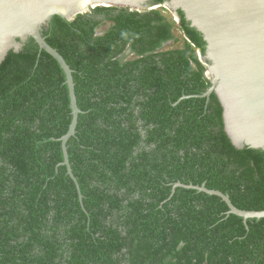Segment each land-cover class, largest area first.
Returning a JSON list of instances; mask_svg holds the SVG:
<instances>
[{"label":"trees","instance_id":"1","mask_svg":"<svg viewBox=\"0 0 264 264\" xmlns=\"http://www.w3.org/2000/svg\"><path fill=\"white\" fill-rule=\"evenodd\" d=\"M168 12L99 6L42 30L72 70L80 114L66 148L81 200L61 165L62 69L30 37L0 64V264H264V218L244 223L185 187L264 211V151L232 144L205 96L207 43Z\"/></svg>","mask_w":264,"mask_h":264},{"label":"water","instance_id":"2","mask_svg":"<svg viewBox=\"0 0 264 264\" xmlns=\"http://www.w3.org/2000/svg\"><path fill=\"white\" fill-rule=\"evenodd\" d=\"M127 8L149 11L165 7L182 10L185 19L202 33L207 43L205 67L212 78L205 93L216 94L223 108L224 129L239 150L247 147L264 151V0H167L162 5L148 0H0V64L10 51L18 52L17 39L32 38L59 64L65 76L70 100L71 122L59 141L67 174L74 181L66 143L75 135L78 115L72 70L63 57L49 46L42 30L54 16L72 21L95 7ZM201 58L202 55L198 51ZM204 58H202V61ZM177 186H182L177 184ZM219 197L228 207L227 215L248 219L264 218V211H242L232 205L228 195L200 186H185Z\"/></svg>","mask_w":264,"mask_h":264},{"label":"flooded vegetation","instance_id":"3","mask_svg":"<svg viewBox=\"0 0 264 264\" xmlns=\"http://www.w3.org/2000/svg\"><path fill=\"white\" fill-rule=\"evenodd\" d=\"M170 13H172V15L171 16H173L174 17V13L177 15V10H175V12H173V11H171L170 10ZM123 58H124V62L125 61H130V60H134V59H136V57L133 55V54H131L130 53V51L129 50H126L125 51V53L123 54ZM202 58H204V60H203V62H205L206 64H210V62H209V60L207 59V57H206V55L205 56H202ZM202 62V63H203ZM205 63H203L204 65H205ZM205 77H206V79L207 80H209L210 81V83H211V81H212V78L211 77H209L208 75H205ZM211 87V86H210ZM122 254V256H121V259H120V261H116L115 260V262H116V264H127V262L126 261H124V258H123V253H121ZM150 261H151V264H152V257L150 258ZM92 263H93V261H92ZM101 264H108L106 261H104V262H100Z\"/></svg>","mask_w":264,"mask_h":264},{"label":"clouds","instance_id":"4","mask_svg":"<svg viewBox=\"0 0 264 264\" xmlns=\"http://www.w3.org/2000/svg\"><path fill=\"white\" fill-rule=\"evenodd\" d=\"M175 19L177 20V22H178V17H177V15L174 13V17H173V20L175 21ZM176 22V21H175ZM197 57H198V59H199V61L200 62H203L202 61V58H201V56H200V54H199V52L197 51ZM203 64V63H202ZM204 65V64H203ZM205 66V65H204ZM205 75H208V70H207V68H206V71H205Z\"/></svg>","mask_w":264,"mask_h":264},{"label":"rangeland","instance_id":"5","mask_svg":"<svg viewBox=\"0 0 264 264\" xmlns=\"http://www.w3.org/2000/svg\"><path fill=\"white\" fill-rule=\"evenodd\" d=\"M166 9L169 11V12H168L169 15H172V13H170V9H168V8H166ZM106 28H107V27H105V26L102 27V28H100V29H99V33L102 32L103 30H105Z\"/></svg>","mask_w":264,"mask_h":264},{"label":"built area","instance_id":"6","mask_svg":"<svg viewBox=\"0 0 264 264\" xmlns=\"http://www.w3.org/2000/svg\"><path fill=\"white\" fill-rule=\"evenodd\" d=\"M175 21L177 22V20L175 19Z\"/></svg>","mask_w":264,"mask_h":264}]
</instances>
